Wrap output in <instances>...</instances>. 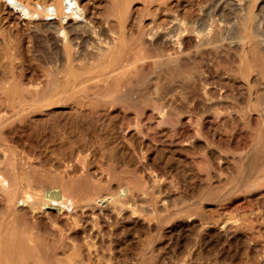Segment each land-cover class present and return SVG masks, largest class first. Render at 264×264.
<instances>
[{
  "label": "bare ground",
  "instance_id": "6f19581e",
  "mask_svg": "<svg viewBox=\"0 0 264 264\" xmlns=\"http://www.w3.org/2000/svg\"><path fill=\"white\" fill-rule=\"evenodd\" d=\"M233 79L250 105L264 89V0H0V96L14 106L0 115V159L12 153L0 187V264H121L127 227L145 233L133 242L149 243L130 264H165L151 231L178 216L211 235L215 228L218 239L243 241L253 255L241 264H264V243L248 231H264L254 207L214 222L195 209L219 186L208 178L191 183V197L177 195L167 163L154 158L164 151L188 159L200 141L199 168L216 159L221 179L231 157L197 134L184 137L182 127L201 109L227 118L221 107L233 101L218 86ZM53 103L71 105L74 118L58 139L43 141L26 113ZM14 116L29 126L25 136L8 129ZM43 145L40 159H18L16 147ZM237 158L250 169L239 186L264 179V126ZM36 182L45 196L30 194ZM178 198L192 211L177 207Z\"/></svg>",
  "mask_w": 264,
  "mask_h": 264
},
{
  "label": "rangeland",
  "instance_id": "374dc122",
  "mask_svg": "<svg viewBox=\"0 0 264 264\" xmlns=\"http://www.w3.org/2000/svg\"><path fill=\"white\" fill-rule=\"evenodd\" d=\"M231 76L236 77L237 74L232 72ZM231 81L234 84L218 86L219 90L228 95L233 101L229 104L233 107L225 110L221 107L224 113H228L226 114L227 118L225 116L215 118L207 110L201 109L200 119L194 122L193 126L189 124L182 127L183 130L181 129L184 137H191L197 134L202 140H209L215 146L216 154L221 152L231 157L229 164L224 162L223 166L220 167L221 179L215 177L216 159H213L210 165L206 164L203 167L205 169L199 168L206 162L203 151L200 150L202 148L200 141H198L197 145L189 147L188 159L184 158V154H181V158H179L180 153L178 152L164 155V151L155 152L154 158L159 165L167 163L166 174L168 179L174 182L176 187H179L177 188V195H189L191 197L190 195L193 191L192 182L206 185L210 180L214 186H219L217 192H215V188L211 193L204 191L202 202L195 209V211L200 210L197 211L198 213L206 214L215 222V218L219 216L221 218H234L242 215L246 208L254 207L257 213L253 214L254 217L256 216L264 221L262 219L264 216L261 214L264 210V197H259V192H264V179H256L254 186H249V181L239 186V180L250 174V169L245 167L242 159L237 158L243 149L253 142L258 129L264 126V122L262 123L264 118L260 116V112L264 108V89L261 93L252 95L253 104L250 105L248 104V99L244 100L250 94L243 95L237 82L234 79ZM182 95L186 96L187 93L184 92ZM258 96L260 100H256ZM49 102L51 101L49 100ZM50 106V108L42 107L35 112L26 113L36 126L39 125L38 131L34 133V136L37 134L43 141L58 139V135L68 131L64 123L74 118L75 110H72L71 105L53 103ZM13 109L14 106L5 98V94H1L0 115L3 116L2 118L9 116ZM123 116L124 114H122V117H115L112 120L124 119ZM95 119H97L96 116ZM9 123L8 129L25 136V131L28 130L29 126L25 125L23 119L21 120L19 117L14 116L9 119ZM194 129L196 130L194 131ZM158 138L161 137L159 136ZM2 141L6 147L5 139H2ZM160 142L164 143L166 141ZM14 144L16 146V142ZM16 148L19 160L40 159V151L43 150L44 152L46 150L44 145L42 148L31 150L28 147ZM49 151L50 149H47V152ZM5 152L6 156L0 159V167H2L0 187L6 186V180L9 178L7 163L12 153L11 150ZM207 172L211 173L208 177H206ZM184 184L189 185V188L183 190L181 186ZM29 192L33 195L37 194L38 197H43L46 194L45 187L40 182L34 183L29 188ZM215 197L223 198L215 202ZM210 198H212L211 201H209ZM177 202V207H184L185 210L188 208L192 211L193 205L187 203L183 198H178ZM192 218L190 217V219ZM156 219L157 217H154V220ZM253 222L256 224L255 221ZM248 231L252 241L264 243V231H259L256 227H250ZM210 232L213 235L209 234L200 225H194L191 220L181 219L180 216L170 219L162 218L159 224L151 231L152 240L155 242V246L153 245L154 254L161 256L165 264H241L240 261L246 259L249 255H253L251 251L244 247L243 241H228L225 238L218 239L215 236V228L211 229ZM120 235L126 241L121 243L120 246L121 264H130L136 258H140L147 250L149 251L148 242H145L143 247H141L143 241L133 242V236L145 237V233L142 230H132L127 227L120 231ZM144 248L146 250H143ZM69 258L67 255H63L64 261H68Z\"/></svg>",
  "mask_w": 264,
  "mask_h": 264
}]
</instances>
